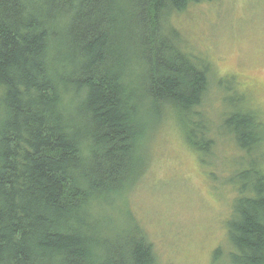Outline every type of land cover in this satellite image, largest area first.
Segmentation results:
<instances>
[{"label": "trees", "instance_id": "16d2710c", "mask_svg": "<svg viewBox=\"0 0 264 264\" xmlns=\"http://www.w3.org/2000/svg\"><path fill=\"white\" fill-rule=\"evenodd\" d=\"M202 1L0 0V264H156L139 226L115 229L107 210L164 117L212 155L210 65L167 24ZM227 109L211 134L242 152L229 264H264V122L243 97Z\"/></svg>", "mask_w": 264, "mask_h": 264}, {"label": "rangeland", "instance_id": "374dc122", "mask_svg": "<svg viewBox=\"0 0 264 264\" xmlns=\"http://www.w3.org/2000/svg\"><path fill=\"white\" fill-rule=\"evenodd\" d=\"M167 24L186 51L210 65L201 117L214 138L212 155L202 163L174 115L164 117L149 136L145 172L107 212L115 229L139 226L156 264H229L226 223L237 192L227 180L242 152L230 138L212 134L236 96L264 122V0L192 3Z\"/></svg>", "mask_w": 264, "mask_h": 264}, {"label": "bare ground", "instance_id": "6f19581e", "mask_svg": "<svg viewBox=\"0 0 264 264\" xmlns=\"http://www.w3.org/2000/svg\"><path fill=\"white\" fill-rule=\"evenodd\" d=\"M28 60V59H27ZM259 95V94H258ZM261 95V94H260ZM263 95V94H262ZM258 98H260V97H258ZM264 101V100H263ZM257 102V101H256ZM251 106V105H250ZM255 107V106H254ZM259 107V106H258Z\"/></svg>", "mask_w": 264, "mask_h": 264}]
</instances>
